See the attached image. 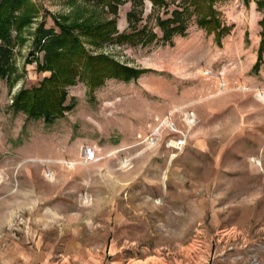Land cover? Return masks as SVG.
<instances>
[{
  "label": "rangeland",
  "instance_id": "rangeland-1",
  "mask_svg": "<svg viewBox=\"0 0 264 264\" xmlns=\"http://www.w3.org/2000/svg\"><path fill=\"white\" fill-rule=\"evenodd\" d=\"M120 1L113 14L95 0H25L13 14L31 13L10 29L13 72L0 79V264H194L217 236L226 264H264V53L251 71L264 13L253 0L215 2L230 29L216 41L185 0ZM174 11L186 28L162 44L156 21ZM110 21L115 34L82 46L143 70L136 80L92 93L77 81L50 125L11 110L49 75L36 70L40 25ZM141 29L156 39L115 38Z\"/></svg>",
  "mask_w": 264,
  "mask_h": 264
},
{
  "label": "trees",
  "instance_id": "trees-1",
  "mask_svg": "<svg viewBox=\"0 0 264 264\" xmlns=\"http://www.w3.org/2000/svg\"><path fill=\"white\" fill-rule=\"evenodd\" d=\"M98 3L107 5L110 11L115 14V5L120 0H95ZM142 3L143 0H130ZM152 5H158L160 0H148ZM193 8L196 17L195 25L212 34L214 40L219 41L229 33V28L219 22L212 5L217 1L226 0H185ZM258 11L264 13V0H253ZM25 0H0V79L10 80L13 72L11 67L12 47L9 32L11 27L18 29L28 22L30 11H27L20 19L13 18ZM132 13L127 14L130 20ZM186 15V16H185ZM187 12L174 11L172 17L166 20L157 19L156 26L161 31L159 41L169 43L172 36L183 35L186 28L185 20ZM259 43L256 50L255 62L251 71L258 72L262 65L264 53V16L258 21ZM57 31L46 29L40 25L33 36L35 49L41 53V64L37 62L36 70L49 72L43 77L36 87L20 89L14 95L10 108L14 113H22L31 120H42L46 125L52 124L56 119L61 118L64 112L70 109L65 105L66 88L73 86L77 81L82 80L87 86L89 93L100 87L106 80L128 82L136 80L144 71L121 65L109 57L89 55L82 46L80 37H86L96 43L106 41L115 34L112 21L104 24L82 23L67 25L55 23ZM141 29L133 36L116 35L118 41L131 40L133 37L144 36ZM146 43L156 39L153 33L144 36ZM141 39V38H140ZM132 42V41H128Z\"/></svg>",
  "mask_w": 264,
  "mask_h": 264
},
{
  "label": "crops",
  "instance_id": "crops-1",
  "mask_svg": "<svg viewBox=\"0 0 264 264\" xmlns=\"http://www.w3.org/2000/svg\"><path fill=\"white\" fill-rule=\"evenodd\" d=\"M226 242V239H225ZM202 255L197 259V261H193L194 264H221L220 261L224 260L225 264L227 261L232 260V255H227V253H222L220 252V236H217L215 239L213 245H208L207 244L202 247ZM224 254V255H222ZM136 264H160L155 261H146L145 259L143 260H133ZM116 264V263H115ZM129 264V260L125 263ZM184 264H191L189 261L185 262Z\"/></svg>",
  "mask_w": 264,
  "mask_h": 264
},
{
  "label": "built area",
  "instance_id": "built-area-1",
  "mask_svg": "<svg viewBox=\"0 0 264 264\" xmlns=\"http://www.w3.org/2000/svg\"><path fill=\"white\" fill-rule=\"evenodd\" d=\"M238 88H241V89H245L246 87L245 86H242V85H238L237 86ZM173 145L171 146V148L173 150H176V151H180L182 146H183V141L182 140H177V141H174L172 142Z\"/></svg>",
  "mask_w": 264,
  "mask_h": 264
},
{
  "label": "bare ground",
  "instance_id": "bare-ground-1",
  "mask_svg": "<svg viewBox=\"0 0 264 264\" xmlns=\"http://www.w3.org/2000/svg\"><path fill=\"white\" fill-rule=\"evenodd\" d=\"M171 144H173V143H171Z\"/></svg>",
  "mask_w": 264,
  "mask_h": 264
}]
</instances>
